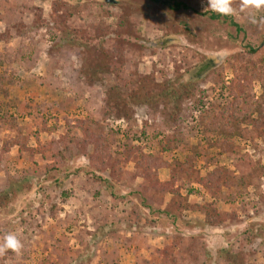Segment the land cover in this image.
<instances>
[{"label": "rangeland", "instance_id": "rangeland-1", "mask_svg": "<svg viewBox=\"0 0 264 264\" xmlns=\"http://www.w3.org/2000/svg\"><path fill=\"white\" fill-rule=\"evenodd\" d=\"M58 1L0 0V192H16L0 202V244L8 234L22 244L0 264H264V125L258 134L243 123L224 149L199 125L209 103L231 100L233 69L264 71V27L250 22L264 9L233 0L239 35L148 0ZM63 28L86 43L73 46ZM209 56L213 67L188 80ZM132 72L136 92L151 80L187 92L178 106L127 99L118 109L107 90ZM98 135L110 154L102 165L91 158ZM142 152L164 163L155 186ZM214 169L223 184L212 191L198 179Z\"/></svg>", "mask_w": 264, "mask_h": 264}, {"label": "trees", "instance_id": "trees-1", "mask_svg": "<svg viewBox=\"0 0 264 264\" xmlns=\"http://www.w3.org/2000/svg\"><path fill=\"white\" fill-rule=\"evenodd\" d=\"M69 1L71 0H59L58 2H60L62 5H68ZM83 1L85 0H74L75 5H78ZM148 1L153 5L158 4L162 7L165 6L174 13L190 12L196 17L207 16V18L212 22H227L228 25L234 27L235 31L239 35L243 31L240 24L234 20L232 15H220L216 12H213L210 8L208 10H201V8L198 6L199 0ZM107 2H114V0H107ZM63 33L67 37V40L72 42L73 46H81L82 44L86 43V40H83L82 38H76L74 35L70 34L67 28H63ZM120 38L122 41L126 39V37L122 35H120ZM101 48L102 46L100 49ZM257 51V45L248 46L245 51L236 55V61L238 63H242L253 56ZM121 52V47H116L113 53L117 57L123 58L119 64V67L123 68L125 54L124 52ZM95 58L97 57L92 58L91 62L88 61L87 70H91L93 68V64L98 63L96 60L94 62ZM109 62L111 65V62H113L112 59H110ZM215 63L216 60L213 57L209 56L205 58L193 66L192 69H194V71L188 76V80H191V78L195 79L196 77L200 76L202 73L206 72L207 69L213 67L211 64ZM108 67V63L103 64L104 70H106ZM96 70L98 69H95V71ZM91 71H86V74L89 75ZM233 72L235 73V83L228 91V95L231 97V100L227 101L226 103L211 102L208 106H206V108L202 110L201 114L199 115V125L202 127V131L205 133V137H213L214 140L212 143L218 145L221 149H224L228 144H230V142H228L229 135L232 136L238 134L243 123L254 128L258 134V129L261 127V125H264V71L259 74L254 71L250 76L239 73L235 69H233ZM123 78L125 79L123 85H114L107 90V97L112 100L113 105H115L118 109H124L127 107V99H130L134 102L154 101L156 103L160 102L166 105L174 104L175 106H178V102L184 98L183 95L187 92V87H185V85H181V89H179V87H175L169 82L152 86V80L149 82H142L140 86V92H136L135 88H137V85L135 84V74L132 72L128 80H126L125 76L121 77L122 80ZM253 80L259 82L260 84L261 93L259 96H255L254 94ZM93 144L94 147L91 158L99 163L96 165H102L104 164L105 158L110 155L108 149L103 146V137L98 135L96 140L93 141ZM137 163L143 175L148 178L149 182H151V184L154 186L157 185L158 182L156 179V170L164 166V163L161 162V159L154 156L153 154H146L142 152L139 154ZM104 181L107 180L104 179ZM198 181L203 187L212 191L219 190L223 184L220 171L218 169L208 172L206 176L200 177ZM15 195L16 192H14V190L12 191L11 185L9 184L7 189L0 192L1 204L6 201L7 196L8 199H10ZM211 211L212 210H210L208 207H205V223L210 225L215 224L217 219V214L212 213ZM171 218L174 219L176 216H172ZM232 264H243V262L237 261L236 263L232 262Z\"/></svg>", "mask_w": 264, "mask_h": 264}, {"label": "clouds", "instance_id": "clouds-1", "mask_svg": "<svg viewBox=\"0 0 264 264\" xmlns=\"http://www.w3.org/2000/svg\"><path fill=\"white\" fill-rule=\"evenodd\" d=\"M233 0H207V7L220 15H234L232 7ZM241 12H259L264 9V0H240ZM250 22L258 27H264V17L257 19L250 15ZM22 248L20 240L14 234H8L4 238V243L0 244V255H4L8 250L19 252Z\"/></svg>", "mask_w": 264, "mask_h": 264}]
</instances>
